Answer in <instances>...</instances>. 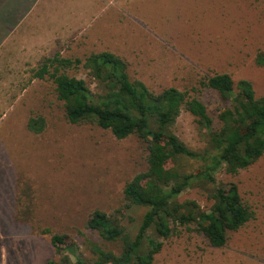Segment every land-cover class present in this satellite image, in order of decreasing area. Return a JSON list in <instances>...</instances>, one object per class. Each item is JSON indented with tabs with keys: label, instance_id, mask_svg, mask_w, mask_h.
<instances>
[{
	"label": "rangeland",
	"instance_id": "obj_1",
	"mask_svg": "<svg viewBox=\"0 0 264 264\" xmlns=\"http://www.w3.org/2000/svg\"><path fill=\"white\" fill-rule=\"evenodd\" d=\"M104 51L126 61L130 78L154 92L196 88L218 127L227 102L201 85L205 77L247 79L264 96V67L255 63L264 51V0H0V264L59 259L45 230L67 235L86 256L87 240L119 253L120 244L86 228L95 210L137 233L147 209H122L126 183L147 169L145 145L136 136L119 140L109 130L69 123L53 80L36 77L57 54L84 61ZM66 73L90 81L82 66ZM38 116L46 120L41 134L28 128ZM174 130L191 149L206 148L207 133L188 112ZM183 163L188 172L204 166ZM217 177L238 185L254 218L222 248L197 232L166 239L153 264H264V155L236 176ZM187 199L211 206L198 188L180 197Z\"/></svg>",
	"mask_w": 264,
	"mask_h": 264
},
{
	"label": "trees",
	"instance_id": "obj_2",
	"mask_svg": "<svg viewBox=\"0 0 264 264\" xmlns=\"http://www.w3.org/2000/svg\"><path fill=\"white\" fill-rule=\"evenodd\" d=\"M255 63L264 67V51L258 52ZM79 66L87 72L89 82L66 73ZM46 75L53 80L69 123L109 130L119 140L136 136L147 149V169L124 187L122 210L133 206L147 209L137 233L133 235L114 215L95 210L86 228L104 242L120 244L121 251L115 253L87 240L86 256L67 235L45 230L59 257L47 264H153L166 239L184 231L197 232L210 246L222 248L231 233L254 218L238 185L217 177L221 172L236 176L264 155V96L256 95L250 80L235 82L227 73H214L201 80L203 87L217 91L227 102L215 127L196 88L181 91L170 87L154 92L144 82L132 80L127 62L108 51L93 53L84 61L57 54L36 71L40 79ZM183 111L207 133L202 152L188 147L174 130ZM28 128L35 134L43 133L45 118L31 117ZM184 160L202 161L204 166L188 172ZM191 188L206 195L211 202L208 209L193 199L180 200Z\"/></svg>",
	"mask_w": 264,
	"mask_h": 264
},
{
	"label": "crops",
	"instance_id": "obj_3",
	"mask_svg": "<svg viewBox=\"0 0 264 264\" xmlns=\"http://www.w3.org/2000/svg\"><path fill=\"white\" fill-rule=\"evenodd\" d=\"M54 44V43H53Z\"/></svg>",
	"mask_w": 264,
	"mask_h": 264
}]
</instances>
